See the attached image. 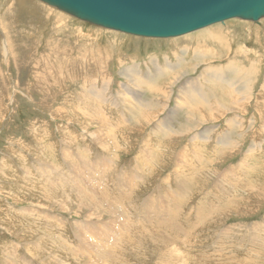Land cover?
I'll list each match as a JSON object with an SVG mask.
<instances>
[{"label":"rangeland","instance_id":"374dc122","mask_svg":"<svg viewBox=\"0 0 264 264\" xmlns=\"http://www.w3.org/2000/svg\"><path fill=\"white\" fill-rule=\"evenodd\" d=\"M0 27V251L1 248L8 247L7 254L1 256L0 253V264L15 263L16 251L26 264H58L59 260L65 258L61 254L62 250L59 251L60 244L63 248L69 246L71 249L79 245L87 252L94 243L91 241L94 236L82 231L76 232V223H88L84 220L85 213L80 211L78 200L70 196L71 192L68 189L63 192V197H59L58 193L53 191L54 196L49 198L53 199L54 204L45 200L40 191L43 186L38 183L42 179L37 171L43 166H49L56 169L58 174L65 175L70 170L72 172L73 169L80 168L83 162L94 164L99 159L110 160L114 154L116 167L109 172L112 178L109 173L105 176V181L109 185L104 186L106 183L103 182V189L113 190L112 185L109 187L111 181L114 184L116 181L119 183L117 178L121 172H126L127 175L134 169L131 174L138 179L130 197L132 202L129 204L135 208L132 214L128 211V200L124 201L128 218L132 217L134 221L139 219L141 204L153 196L160 197L164 188L170 187L176 167L183 168L184 162L189 159L193 160L194 166L191 174L187 175L189 182H184L186 198L177 213L179 225L183 223L186 215L191 218L188 221L191 235L184 241L186 246L182 247L180 252L177 251L178 246L175 247L176 250L166 246L153 249L148 243L143 242V251L140 255H134V252H131L132 248L127 249L123 255L120 254L122 264H159L158 256L161 253L165 255L172 253L174 257L184 256L186 264H247V262L264 264V18L258 23L232 19L209 26L210 29H215L213 35L216 33L223 38V45L218 47L212 43L207 44L209 54L218 57H208L207 61H213L212 66L237 70L236 75L241 80L250 81L247 82V88L237 94L235 89L241 83L230 86L225 91L220 90L221 86H212L209 83L207 87L212 86L209 89L215 90V93L214 96L210 94L211 99L206 107L199 106L197 110L191 111L181 110L176 103L180 96L179 85L189 77H201L196 75L197 71L190 73L191 70L184 67L183 71L179 70V78L183 80L171 88L174 91H171L170 100L166 99L169 97L168 92L166 94L162 91L157 94L153 92L154 96H151V92L149 94L146 92L143 95L150 106L137 115L140 120L147 118L150 121L147 115L155 114L154 121H150L145 129L137 127L138 129L133 132L132 128L135 125L128 124L131 121L128 119L125 128H121L122 130L114 136V142H109L111 148L117 147V150L115 148L111 151L113 155H106L108 152L102 153L94 140L86 134L87 131H96L98 127L95 122H90V126L85 124V118L81 113L85 110L90 112V108L83 109L81 106L78 112V108H74V99L81 87L89 90L92 84L96 83L100 88L106 81L105 84L107 82L110 84L111 94L114 93L116 96L120 92V84L126 83L121 73L125 67L139 66L144 74H148L147 66L150 65L148 60L152 57H157L161 63L166 57L174 61L171 56L173 50L178 51L180 47L187 46L192 50L197 39L192 38V41H183L182 44L181 38L195 37L197 31L170 39L140 38L82 23L36 0H0ZM202 30L204 29L198 32ZM178 41L179 48L172 47V43ZM183 54L181 55L179 51V56L185 57L188 62L191 54H188L189 56ZM201 70L202 68L199 71ZM168 79L160 78L161 82L158 81L160 83H157V89L165 87ZM224 92L230 94V98L236 97L237 102L245 97L247 100L244 105L237 104L233 107V102L228 100ZM157 99L158 103H154ZM218 104L221 109L216 112L214 109ZM103 110L104 118L111 127L122 121H119V117L123 110L125 111L112 107ZM192 114L193 118L190 117ZM200 114L213 116L214 119L204 122ZM170 115L173 116L170 121L173 123L171 132L169 131L168 135L157 132L154 136L152 132L156 126L155 122ZM229 119L233 122H227ZM205 129L211 130L205 139L203 137L195 139V136L202 134ZM230 133L233 134L229 137L232 141L227 142L226 153L216 156L213 150L218 143L216 139ZM157 141L161 144H157ZM145 145L155 148L158 145L159 148L152 156L155 159L152 167L141 173L134 161L140 154L139 150L148 153L147 150H143ZM175 153L177 156L174 160ZM209 160L212 161L211 164L208 163ZM241 163L242 166L247 164V167L252 166L251 170L245 171V167H237L239 164L241 166ZM126 175L124 173V176ZM234 177H237L235 181ZM218 182L221 184L216 185ZM44 192L47 193L48 190ZM111 192L110 196H114V191ZM57 203L63 206L62 210H59ZM229 205L231 208L227 210ZM96 206L98 208L103 205ZM199 208L206 210L207 213L213 209L210 216L212 220L208 219L207 223L210 224L207 227L204 221L208 216L204 219L198 216L196 213ZM32 209L35 212H32ZM68 210L71 213H68ZM218 211L220 215L216 214ZM236 212L243 216L233 217ZM43 214L59 220L55 227L52 226L55 235L53 232L47 233L51 234L48 237L53 238V243L56 240L58 243L51 246L41 241L42 251L33 259L24 252L23 246L36 243V235L42 236L41 228L32 229L31 224L34 219L39 220ZM227 216L230 217L225 218ZM93 222L96 221H89ZM201 222L204 224L201 225ZM193 223L198 227L192 228ZM199 226L202 227L201 231L198 230ZM21 229L24 230L20 233ZM57 232L63 234L64 240L58 239ZM249 233L254 237L252 238ZM82 234L84 237H81ZM223 234L228 237L222 242H226L232 251L226 256L210 260L212 255L216 256L213 249L220 243L222 239L220 235ZM129 236L131 237L130 233ZM59 240L63 242L60 243ZM95 244H99V241ZM238 246L241 248L238 249ZM244 248L248 251H239ZM10 249H15V252ZM125 250L123 247L121 253ZM225 250L218 247L216 254H221ZM50 256L51 259L47 260L46 258ZM10 257L13 261L9 260ZM66 261L74 262L72 259Z\"/></svg>","mask_w":264,"mask_h":264},{"label":"bare ground","instance_id":"6f19581e","mask_svg":"<svg viewBox=\"0 0 264 264\" xmlns=\"http://www.w3.org/2000/svg\"><path fill=\"white\" fill-rule=\"evenodd\" d=\"M256 23H258V22H256ZM60 28L62 29V27H60ZM210 28L209 27L204 28V30H202L200 32L197 31V35L194 34L195 37L194 36H191V37L187 36L186 38H181V39H183V40H181L182 42L180 41L182 44H184L183 41L184 42L188 41V40L192 41V38H196L197 40L195 41V47H193L192 50L187 45H186L187 47H180V49L178 51L173 50L171 56H173L174 61H171V59H169L167 57L165 58L164 62L162 61V63L159 62L157 57H152L151 59H149L148 61L150 62V65H149V63L148 64L146 63L147 65H149V66H147V70L149 72L148 74H144L142 72L143 70H141L139 66L138 67H135V66L125 67L121 73L125 77L126 83L124 82V84H120L121 89H120V92H118V94L116 93L117 94L116 96H114L115 95L114 93H113V95L111 94L110 84L108 82H107V84H105V82H106L105 80H104L105 82L103 83V85L100 88H98V85H96V83L92 84V86L90 85L91 87L89 88V90L81 87V90H80L78 96L74 99L73 105L75 106L74 108H78L77 112L80 110L81 106H83V109H85L84 107L88 108V110L90 108V110H89L90 112H86V110H85L81 114L83 115V118H85L84 120H85V124L87 126H90L91 123L95 122L94 124L95 125L97 124L96 126L98 127V129H96V131H93V132L87 131L86 134H88L87 136L91 137L92 140H94L95 144H97V146H98V149L100 151H102V153L108 152V154H106V155H109V154L113 155L114 154L111 151L115 150V148L117 150V147L111 148L109 145V142L110 141L114 142V139H115L114 136L116 135L117 132H119L125 128L124 125H126L128 123L127 122L128 119L131 120L128 124L133 123V125H135L132 128L133 132H135V130L138 129L137 127H140L142 129L146 128L145 126H147L150 123V121H152L155 118V114L149 113L147 115V116H149L150 121H148L147 118H143L142 120H140V117H139V115H137V113H141V111L143 109L150 106V103L146 101V99L144 98L143 95H145L146 92H148V94L151 92V96H154V95H152L153 92L156 94L159 91H162L163 94H166L168 92L169 97H167L166 99L170 100L171 99L170 94H172L171 88L173 86H175V84H177L178 82L180 83V81L183 80V79L179 78V75H180L179 70L181 69L183 71L184 67H185V69L191 70L190 73L197 71L198 73H196V75L198 74L197 76H201V77H199V78L189 77L188 79H186L185 81H183L179 85L178 89L180 90V96H179V101H177L176 103L178 104L177 107L181 110L187 109V110L191 111L193 109L197 110V108L199 106L200 107H202V106L206 107V105H208V103L211 99V96H214L213 94L215 93L214 92L215 90L212 91L209 89L210 87L212 88V86H218V87L221 86L220 90L225 91L230 86L241 83V85L235 89V92L237 94H240L241 90H244V88H247V86H246L247 82H250V81L241 80L238 77V75H236L237 70H235L234 68H232L231 70L222 69L218 65L212 66L211 63H213V61L212 62L207 61L208 57L218 58L217 56L209 54V49H208L207 44L212 43L218 47H221L223 45V38L221 36L217 35L216 33H215V35H213L212 33L215 31V29H210ZM0 30H1V27H0ZM178 43H179V41L173 42L172 47L174 46L176 48H179L177 46ZM179 51L181 52V55H182V53H184L183 55L191 54L190 60L189 61L187 60L188 62H186L185 57H180L181 55L179 56ZM194 61H195V63H192ZM183 64H185V66H182ZM201 68H202V70L199 71ZM225 70H227V71L225 72ZM140 77H142V79H140ZM164 77L167 79L169 78L167 80V83L165 84V87L160 85L161 89H157V87H156L157 83H160L161 82L160 78H164ZM242 79H244V78H242ZM93 80L95 81V79H93ZM158 81H160V82H158ZM209 83H211L212 86L207 87L208 85H210ZM162 85H164V84H162ZM203 86H205V87H203ZM215 89H216V87H215ZM173 91H174V89H173ZM224 93H225V95H227L226 97H228V100H231L233 102V104H232L233 107H235V105H237V104H241V105L243 104L244 105V102L247 100L246 99L247 97H245L243 100L241 98V100L239 102H237L235 100L236 97L230 98V94H228L226 92H224ZM224 93H223V95H224ZM210 94H212V95L210 96ZM151 96L148 98L150 99ZM165 97H166V95H165ZM61 98H62V96H61ZM242 101H243V103H241ZM154 103H158V99L155 100ZM71 106H72V102H71ZM107 107H112L115 109L117 108L118 110H119V108H121V110L125 109V111L123 110V113H121V115L119 117V119H120L119 121L122 120L120 122L121 125L118 121H117L118 125H116V123L114 124L117 127L116 126L111 127L110 126L111 124L110 125L108 124L107 119L104 118L105 114L103 113V111H104L103 109H105V108L107 109ZM220 109L221 108L219 107V104H218L214 110L217 112ZM153 111H155L154 108H153ZM230 111H231V109H230ZM72 114L76 115L74 112H72ZM189 114L190 113H187V115H189ZM204 115H206V114H204ZM65 116H67V115H65ZM172 117L173 116L170 115L169 117H166L164 119H160L157 122H155L156 126L153 128L154 130H153L152 134H154V136H155V135H157L155 133L160 132V134L168 135L169 131L171 132L170 128L173 127V123L170 122L172 120ZM190 117L193 118L194 117L193 114ZM200 117L203 119L204 122H206L207 120H208L207 122H209V120L211 121L214 119L213 116H202L201 114H200ZM81 121H82V119H81ZM204 122H202V123H204ZM227 122H233V120L229 119V120H227ZM148 127H150V125ZM119 128H120V130H118ZM156 129H157V131H156ZM174 129H176V128L174 127ZM132 130L130 129V131H132ZM210 131L211 130H207V129L203 130L202 134L195 136V139H196V137H199L200 139L203 137L205 139L208 132H210ZM122 135H123V133H122ZM135 135H137V133ZM232 135L233 134L230 133V134L222 135L216 139L218 141V143H217L218 146L215 145L216 147L213 148L216 156L226 153L225 150L227 149L226 147L228 146L227 142L232 141L231 139H229V137ZM71 137H73V136H71ZM125 138H127V137H125ZM122 140H124V139H122ZM115 143H116V141H115ZM153 144H155V143H153ZM157 144H161V143L160 142L158 143V141H157ZM156 146H157V148L149 147L148 145H145L143 150H147L148 153H143V151L139 150L140 154L138 155L137 160L134 161V163L136 162L135 164L138 165V166L136 165V167L138 169L140 168L139 171L141 173L145 172V170L148 169L149 167H152L151 165L155 160L152 158V156L154 153L158 152V148H159L158 145H156ZM217 149H219V150H217ZM196 154L198 155V152ZM176 156L177 155L175 153L174 160H175ZM198 157L201 158L200 156H198ZM113 158H115V154L112 156V158L110 160H106L103 158V159H99L98 161L96 160V162L94 164H88L86 162H83V164L80 168L73 169V171L76 173H74L73 171L71 172V170H70V172H66L65 175L61 174V173L58 174V171L56 169H54V168L52 169V167L49 168V166L46 167V166L41 165V166H43V168L38 170V171L36 170L37 174L39 176H41V179H42L41 182H38V181L37 182L43 186L40 189V191H42L43 198L54 204L53 199L49 198V196H54L53 191H56L58 193L59 197H63L64 196L63 192L65 191V189H68L69 192H71L70 196H74L78 200V205L81 208L80 211L85 213V215H84L85 219L84 220L88 221V223H83V222L76 223L77 224L76 232L82 231V233L91 234L92 236H94V237L90 236V237H92L91 241L93 240L94 243L92 241L93 245L90 247V249L87 252L82 250L79 245H77V247H73L71 249L67 245H66L67 246L66 248H63L62 244H60L61 247H59V251L62 250L61 254L63 256H65V258H64V260H59L58 264H106V262L108 264H119V263H121V259H122L120 257V254L123 255V253L127 252V249H129V248H132L131 252H134V255H136V254L140 255L143 251V242L148 243L153 249H159L162 246H166L169 248L172 247L173 249L176 250L175 247L178 246L177 251H180V252L182 250V247L186 246L184 241H186L185 239H187L191 235V234L189 235L190 224L188 222L189 219H191V218H189V216L186 215L183 218V223L179 225V218H178L177 213L180 210V205L182 204V201L186 198V195H185V189L186 188H185L184 182H189L187 175L191 174L192 169H194V166L192 163L193 160L189 159L187 162H184L183 168L176 167V170L174 171V174H173L172 181L169 185L170 187L169 188L165 187L164 191L162 192V195L160 197L158 196V198H155L153 196L152 198L148 199L143 204H141V206L139 208V211H140L139 219L134 221V219L132 217L130 219L128 218L129 214L125 211V207H124L125 206L124 201L128 200V205H127L128 211L131 214L135 211V208L131 204H129L132 202V198H130V197L133 193L134 186L137 184L136 180L138 179L137 176H134L131 174V173H133L134 169L132 170L131 173L129 172L130 174L128 173L127 175H126V172H121V175L118 176V178H117L119 180V183H117L116 180H115L116 184H114L113 181H111L109 187H111V185H112L114 187L113 190L109 189V188H107L108 190L103 189V182L106 183L105 176H108V173L112 172L116 167L115 166L116 161H114ZM245 158L248 159V157H245ZM81 159H83V158H81ZM196 160H198V159H196ZM201 161H204V160L201 159ZM242 161H243V159H242ZM174 163H175V161H174ZM208 163L211 164L212 161L209 160ZM243 163H245V162H243ZM247 163H249V162H247ZM48 164L49 163H47V165ZM175 165H176V163H175ZM242 165L243 164L241 163V166L239 164V165H237V167H245V171H247L248 169L251 170L252 166L247 167L248 164L244 165V166H242ZM50 166H52V165H50ZM24 168L26 170L28 168V166H27V168L26 167H24ZM238 169H240V168H238ZM114 173H116V171ZM117 173H120V172H117ZM124 173L126 176H124ZM233 173H234V171H233ZM244 174H246V173H244ZM31 175H33V174H31ZM109 175H110V173H109ZM70 177H71V179H69ZM111 178H112V176H111ZM236 178L237 177H234V181L236 180ZM121 182H123L124 184ZM107 183L104 186L109 185V183L108 184ZM219 184H221V183L218 182L216 185H219ZM98 187H100V189ZM162 187H163V185H162ZM45 190H48V192L45 193L44 192ZM111 191H114V196H110V194L112 193ZM107 194H109V195H107ZM128 198H130V199H128ZM99 204L103 205L104 207L99 206L97 208L96 205H99ZM166 204H167V206H165ZM57 206L59 207V210L63 209V206L60 205L59 203H57ZM141 208H143L142 211L140 210ZM229 208H231V205H229L227 207V210ZM212 210L213 209H211L207 213L206 210L199 208L197 210L196 214L198 216H201L202 219H204L205 217L208 216L207 219L205 218V221H204V223L205 222L207 223L208 219L212 220V218H210V216L213 214ZM31 211L35 212L34 209H32ZM81 212H78V214H80ZM203 212H205V213H203ZM68 213H71V212L68 210ZM216 214L220 215V212L218 211V212H216ZM76 215H77V213H76ZM239 216H243V215H240L236 212L233 217L236 218ZM229 217L230 216H227L225 218H229ZM53 219L54 218H51L49 215L43 214L42 216H40L39 220L34 219L32 221L31 228L32 229L41 228L40 233H43V234H41L42 236L36 235L37 236V242L36 243L24 244L23 250H24V252H27V254L31 256V258L35 259L37 257V255L40 253V251H42L41 250L42 246L40 247L41 241H42V243H49L51 246L52 245L56 246L55 243H58L57 240H56V242L53 243L52 242L53 238L50 239L48 237V236H51V234H52L51 232H53L55 235V232L53 231L54 228L52 226L54 225V227H55L57 222L59 223V220H57L56 218L54 220ZM192 219H193V217H192ZM82 220H83V218H82ZM92 220H95L96 222L89 223V221H92ZM37 221H39V222H37ZM134 222H136V223H134ZM195 222H198V221H195ZM203 224L201 222V225H203ZM208 224H210V222L207 223L205 225V227H207ZM73 225H75V224H73ZM58 226H60V224H58ZM195 226L198 227V225H195L194 223H193V225H191L192 228ZM23 230L24 229H21L19 232L21 233V232H23ZM132 230H135V232H133ZM198 230L201 231L202 227L199 226ZM47 233H51V234L48 235ZM129 233H130L131 237L129 236ZM192 233H194V232H192ZM56 235H58L57 236L58 239L59 238L63 239V234H61V233L59 234L57 232ZM251 235L252 234H250V236ZM82 236H83V234L81 235V237ZM220 237L222 238L220 243L216 244V246L213 249L215 251L214 255H216V256L212 255V257H210V260L226 256L227 254L231 253V251H232V250H229V246L227 245L226 242H222L228 236L223 234V235H220ZM253 237H254V235H252V238ZM77 238H78V236H77ZM128 238H130V239H128ZM86 240H87V238H86ZM97 241H99V244H95ZM61 242H63V241H60V243ZM64 243H66V242H64ZM78 243H79V241H78ZM85 243H88V242H85ZM131 244H133V245L130 246ZM9 245L13 246V244H9ZM60 245H58V246H60ZM123 247H125L126 250L121 253V249ZM218 247L219 248L222 247V248L226 249L225 252H223L221 254H216ZM55 248L57 249V247H55ZM239 248H241V247L238 246V249ZM7 249H8V247L5 249L1 248V251H0L1 256H4L5 254H7ZM10 250H12V252H15L14 251L15 249L14 250L10 249ZM239 251L247 252L248 250H246L244 248L243 250H239ZM17 252L18 251H16V253ZM35 252H38V253L35 254ZM16 253L14 255V256H16L15 263H10V264H18V263L19 264H26L22 259H20L19 254L17 255ZM183 253H185V252H183ZM20 256H22V255H20ZM187 256L189 257L188 254H187ZM178 257L179 256L174 257L172 253L168 254V255H165V253H161L158 256L159 264H162V263L165 264V262H167L166 264H186L184 256H180L179 258ZM46 259L50 260L51 256L47 257ZM68 259L69 260L72 259V261H74V262L68 263L66 261ZM189 259H190V257H189ZM9 260L13 261V259L11 257L9 258ZM110 261H111V263H110ZM156 261H157V259H156ZM1 263H3V262H1ZM247 264H252V263L247 262Z\"/></svg>","mask_w":264,"mask_h":264},{"label":"water","instance_id":"95a60500","mask_svg":"<svg viewBox=\"0 0 264 264\" xmlns=\"http://www.w3.org/2000/svg\"><path fill=\"white\" fill-rule=\"evenodd\" d=\"M82 23L148 38L181 37L228 20L256 23L264 0H36Z\"/></svg>","mask_w":264,"mask_h":264}]
</instances>
